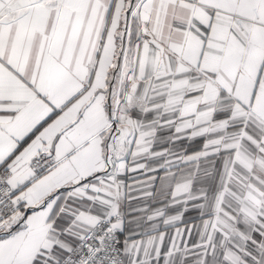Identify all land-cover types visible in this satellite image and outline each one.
Here are the masks:
<instances>
[{
  "label": "snow or ice",
  "instance_id": "obj_1",
  "mask_svg": "<svg viewBox=\"0 0 264 264\" xmlns=\"http://www.w3.org/2000/svg\"><path fill=\"white\" fill-rule=\"evenodd\" d=\"M0 264H264V0H0Z\"/></svg>",
  "mask_w": 264,
  "mask_h": 264
}]
</instances>
